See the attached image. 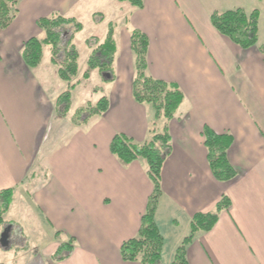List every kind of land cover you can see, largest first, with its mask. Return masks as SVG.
Wrapping results in <instances>:
<instances>
[{
    "label": "crops",
    "instance_id": "crops-1",
    "mask_svg": "<svg viewBox=\"0 0 264 264\" xmlns=\"http://www.w3.org/2000/svg\"><path fill=\"white\" fill-rule=\"evenodd\" d=\"M81 2L17 0L16 17L0 29V191L13 188L2 215L8 231L3 248L19 252L12 262L1 264H141L122 260L119 247L137 235L153 185L144 160L123 165L109 144L116 133L142 143L165 126L170 153L162 163L154 214L164 237V264H170L187 236L182 226L190 233L192 216L212 212L222 195L230 206L220 211L210 230L197 231L186 244L187 264H264V55L256 46L240 48L210 21L213 12L256 9L261 44L264 0H143L140 8L122 2L130 6L114 25L111 79L97 70L82 79L84 72L78 71L79 82L70 95L96 71L100 84L91 90L95 102L107 97L108 109L78 119L77 110L85 106L72 108L70 101L68 111L60 113L57 99L64 90L47 85L58 75L49 69L54 65L49 47H43L34 68L25 64L21 51L30 37H43L39 18L65 16ZM132 30L147 38L146 75L183 94L169 120L154 121L150 105L132 97ZM87 46L91 52L94 46ZM204 127L231 135L227 160L236 171L234 178L213 177ZM24 215L48 228L45 243L29 247L16 222L24 221ZM69 240V256L53 261L57 248ZM168 242L173 247L165 256Z\"/></svg>",
    "mask_w": 264,
    "mask_h": 264
},
{
    "label": "trees",
    "instance_id": "trees-1",
    "mask_svg": "<svg viewBox=\"0 0 264 264\" xmlns=\"http://www.w3.org/2000/svg\"><path fill=\"white\" fill-rule=\"evenodd\" d=\"M128 2L134 7H142L143 0H117ZM17 0H0V29L7 28L17 14ZM213 27L242 49L256 46L264 55V42L258 43V11L247 13L242 8H234L222 12H213L210 15ZM36 25L43 31L42 38L30 37L22 47L21 55L29 68L36 67L42 57L44 46H48L51 62L57 66L59 77L67 82L66 89L58 96L57 105L62 114L70 107L71 90L79 82L78 76L79 52L72 42L74 33L82 29V24L73 17L60 14H51L41 17ZM73 26L69 32L68 27ZM68 30V31H67ZM114 26L108 25V30L101 42L95 41L94 47L87 59V69L82 79L89 77L90 71L97 70L104 79H111L112 63L116 53V44L113 38ZM66 39H63L64 36ZM130 45L134 54V77L132 80V97L140 104L150 105L154 114V121L164 118L171 119L183 101V94L173 84L154 79L146 75L147 38L138 30H132ZM108 109V99L101 96L95 103L77 110L76 117L81 119L87 116L99 115ZM204 145L207 150V161L213 177L218 181H227L235 177L236 171L227 160V150L232 142L229 133H216L209 127L203 128ZM110 152L123 165L142 159L146 164V173L153 190L148 197L145 212L140 218L137 235L123 241L119 253L124 261H138L141 264H164L163 249L164 237L155 221V210L161 195L160 171L162 163L170 153V136L165 126L162 132H153L150 138L142 143L135 142L123 133L113 135ZM13 196V188L0 191V225L3 224L2 215L7 211ZM230 206V200L222 195L212 212L195 213L190 221V233L185 236L176 247L170 264H187L185 246L197 231L210 230L218 219L221 210ZM58 234V232H55ZM72 241L62 243L52 255L53 261L63 260L72 251Z\"/></svg>",
    "mask_w": 264,
    "mask_h": 264
},
{
    "label": "rangeland",
    "instance_id": "rangeland-1",
    "mask_svg": "<svg viewBox=\"0 0 264 264\" xmlns=\"http://www.w3.org/2000/svg\"><path fill=\"white\" fill-rule=\"evenodd\" d=\"M127 5L129 4L128 3L122 4V2L120 3L115 0H82L80 5H75L69 11H67V13L64 14L65 16H70L75 18L78 22L82 24V30L76 32L72 40V42L75 44L79 52L78 71L84 72L87 69V59L90 51L87 46L88 44H86V40L92 39V37L95 36V39L98 40V42H101V38H103L107 32L109 23H111L114 26L116 24H119L120 18H124V16H127L126 14L128 10ZM101 17L103 19H101ZM68 30L69 32L73 30V26L68 27ZM66 36L67 35H65L63 39H66ZM259 38L261 40H264V19L259 29ZM89 43H90L89 47L91 48L92 46H94L95 41L90 40ZM45 57L48 58V54H46ZM44 62L46 63V60H44ZM55 66L49 65V69L53 68L54 71L57 70L58 72V68H56L57 66L56 67ZM98 77L99 76H97L96 71H94V74L91 79L84 80L81 85L76 87L74 92L72 91L73 93L70 99L72 108H77L78 106H83V105L87 106L88 103L95 102L96 100L95 94L91 89L96 84L98 85L100 84L99 83L100 80ZM55 78H56V82L54 81L47 82L45 80L44 82H47V85L48 84L52 85V89L54 90L55 89H59V91L65 90L67 87L66 81L60 80L59 75H57ZM55 78L53 77L52 80H54ZM59 112L61 113V111ZM56 122L57 121H54L53 124L55 125ZM22 217L24 221L22 222L16 221V222L22 225V229L26 237L23 238L24 240H26L29 247H32L34 244L42 245L43 243H45L48 238V234H47L48 228L44 230L45 228L38 225L31 218L29 219L28 216L24 215ZM15 220L18 219L15 218ZM3 227L4 226L0 225V235L2 233V230L4 229ZM183 232H185L184 235L189 234V232L186 233V229L184 228V226H182V234ZM19 241L20 240L18 239V242ZM172 247L173 245L168 242L165 256H168L167 252H170L172 250ZM18 254L19 252L15 248L6 249L0 245V264L6 261L12 262L11 260L17 258Z\"/></svg>",
    "mask_w": 264,
    "mask_h": 264
},
{
    "label": "water",
    "instance_id": "water-1",
    "mask_svg": "<svg viewBox=\"0 0 264 264\" xmlns=\"http://www.w3.org/2000/svg\"><path fill=\"white\" fill-rule=\"evenodd\" d=\"M0 245L6 247L8 245V231L5 228L0 235Z\"/></svg>",
    "mask_w": 264,
    "mask_h": 264
}]
</instances>
